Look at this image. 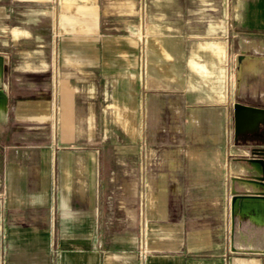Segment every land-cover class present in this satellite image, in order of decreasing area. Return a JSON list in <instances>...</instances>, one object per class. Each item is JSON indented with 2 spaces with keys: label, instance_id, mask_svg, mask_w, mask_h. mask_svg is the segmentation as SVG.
<instances>
[{
  "label": "crops",
  "instance_id": "crops-1",
  "mask_svg": "<svg viewBox=\"0 0 264 264\" xmlns=\"http://www.w3.org/2000/svg\"><path fill=\"white\" fill-rule=\"evenodd\" d=\"M138 5L0 0V264H264L230 210L264 159V123L234 133L264 110V60L235 67L264 58V0H151L148 42Z\"/></svg>",
  "mask_w": 264,
  "mask_h": 264
},
{
  "label": "water",
  "instance_id": "water-1",
  "mask_svg": "<svg viewBox=\"0 0 264 264\" xmlns=\"http://www.w3.org/2000/svg\"><path fill=\"white\" fill-rule=\"evenodd\" d=\"M264 60V58L253 57L245 54H239L235 58L236 83L239 84L244 70H249L250 65L243 66V62ZM4 73V61L0 56V113L6 114L7 97L2 89ZM264 123V110L247 107L236 103L234 105V133L235 137L244 133H253L258 131L260 124ZM254 156L264 157V150H255ZM249 172L252 178L243 180L258 191L252 195H233L230 202L231 210V232L233 235L234 223L243 227L247 232L260 227L264 229V159L252 158L248 160ZM261 189V190H260Z\"/></svg>",
  "mask_w": 264,
  "mask_h": 264
},
{
  "label": "rangeland",
  "instance_id": "rangeland-1",
  "mask_svg": "<svg viewBox=\"0 0 264 264\" xmlns=\"http://www.w3.org/2000/svg\"><path fill=\"white\" fill-rule=\"evenodd\" d=\"M150 2H151V0H139V5H138V11H139V13L141 15L140 16L141 17V21L138 22V25L140 24V27H139L140 34L139 35L140 36H144L145 40L147 39V27L149 25V22L146 20V14L148 13V10H149V7H150ZM161 6L160 5H156L155 7L160 8ZM195 8H197V6H195ZM208 8H210V7H208ZM207 13H209V12H207ZM59 61H60L59 56L57 58L56 55H54V61L51 63V67H50L51 81H52V77H53V83L54 82L56 83V80H57L56 79V75H57L59 69H57V71L55 73V69L54 68H55V66L59 68ZM55 83H54V85H55ZM56 136H57V134H55V136H52V139L55 140Z\"/></svg>",
  "mask_w": 264,
  "mask_h": 264
},
{
  "label": "built area",
  "instance_id": "built-area-1",
  "mask_svg": "<svg viewBox=\"0 0 264 264\" xmlns=\"http://www.w3.org/2000/svg\"><path fill=\"white\" fill-rule=\"evenodd\" d=\"M55 73L57 71V67L55 66ZM59 109L57 107V105L55 104L54 107H53V123H52V130H53V136H55V134H57V130H58V122H59ZM2 224V223H1ZM0 234H1V237L3 238L4 237V229H3V226L1 225L0 227Z\"/></svg>",
  "mask_w": 264,
  "mask_h": 264
}]
</instances>
